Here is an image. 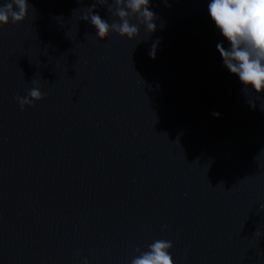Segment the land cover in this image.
I'll use <instances>...</instances> for the list:
<instances>
[{
    "label": "water",
    "instance_id": "water-1",
    "mask_svg": "<svg viewBox=\"0 0 264 264\" xmlns=\"http://www.w3.org/2000/svg\"><path fill=\"white\" fill-rule=\"evenodd\" d=\"M28 2L0 28V264H131L157 239L264 264V93L224 67L209 0H150L154 34L103 41L96 0Z\"/></svg>",
    "mask_w": 264,
    "mask_h": 264
},
{
    "label": "clouds",
    "instance_id": "clouds-1",
    "mask_svg": "<svg viewBox=\"0 0 264 264\" xmlns=\"http://www.w3.org/2000/svg\"><path fill=\"white\" fill-rule=\"evenodd\" d=\"M164 2L167 3V0ZM96 3L107 8L113 17L111 23L95 12ZM96 3L87 8L82 19L90 22L101 41L112 33L135 40L140 35V26L150 36L157 30V17L150 10V0H111V3L109 0H96ZM29 7L28 0H4L0 3V28L9 23H23L28 17ZM32 10L35 11L34 8ZM207 11L216 29L229 45L227 48L223 43L216 46L224 67L239 78L245 92L251 89L257 95L264 93V0H209ZM159 43L157 40L152 44L149 51L152 59L156 58ZM33 83L36 86L26 96L16 97L22 111L25 106L34 107V102L44 99L38 82L33 80ZM251 106L255 107L254 104ZM212 115L219 118L220 114L213 112ZM172 248L171 241L154 240L146 251L136 249L138 255L131 259V264H174L170 255ZM84 264H87V260Z\"/></svg>",
    "mask_w": 264,
    "mask_h": 264
}]
</instances>
